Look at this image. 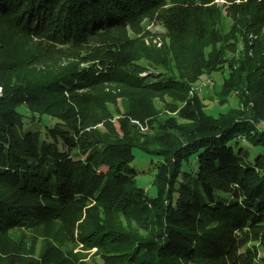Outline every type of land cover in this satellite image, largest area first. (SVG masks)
<instances>
[{
    "label": "trees",
    "instance_id": "16d2710c",
    "mask_svg": "<svg viewBox=\"0 0 264 264\" xmlns=\"http://www.w3.org/2000/svg\"><path fill=\"white\" fill-rule=\"evenodd\" d=\"M0 264H264V0H0Z\"/></svg>",
    "mask_w": 264,
    "mask_h": 264
},
{
    "label": "rangeland",
    "instance_id": "374dc122",
    "mask_svg": "<svg viewBox=\"0 0 264 264\" xmlns=\"http://www.w3.org/2000/svg\"><path fill=\"white\" fill-rule=\"evenodd\" d=\"M149 30L153 33V34H163L164 33V28L158 24V23H152L149 26ZM228 76V68L225 69V71L222 72H215L213 73L211 76H204L202 81L198 83V85H200L201 83H203L206 80H209L210 83L206 86L203 87V96H206V112L209 115H213V116H218L220 113H226L231 107H240V105H238V100L236 99L235 96L231 97L226 103L225 105H221L218 98H217V93L220 91V88L223 84L224 79ZM207 96H209L207 98ZM120 100V98L118 99ZM119 102V101H118ZM137 157L135 160V163L139 164L141 160H145L146 162L149 161V159L146 158V156L144 155V153L139 150L136 149L135 151ZM144 166L147 163H142ZM143 167V166H142ZM149 185V182L147 183V186ZM96 249H93L92 251H95Z\"/></svg>",
    "mask_w": 264,
    "mask_h": 264
},
{
    "label": "built area",
    "instance_id": "2783aa9c",
    "mask_svg": "<svg viewBox=\"0 0 264 264\" xmlns=\"http://www.w3.org/2000/svg\"><path fill=\"white\" fill-rule=\"evenodd\" d=\"M209 83H210V82H204V83L202 84V87L199 88V89H197V91H202L203 87L206 86V85H208Z\"/></svg>",
    "mask_w": 264,
    "mask_h": 264
},
{
    "label": "bare ground",
    "instance_id": "6f19581e",
    "mask_svg": "<svg viewBox=\"0 0 264 264\" xmlns=\"http://www.w3.org/2000/svg\"><path fill=\"white\" fill-rule=\"evenodd\" d=\"M204 82H210V81H209V80H206V81H204ZM204 82H203V83H204ZM203 83H201L200 85L196 86L195 88H196V89L201 88Z\"/></svg>",
    "mask_w": 264,
    "mask_h": 264
}]
</instances>
